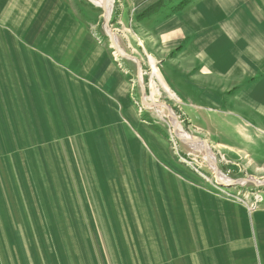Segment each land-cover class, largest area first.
Wrapping results in <instances>:
<instances>
[{"label": "rangeland", "instance_id": "rangeland-1", "mask_svg": "<svg viewBox=\"0 0 264 264\" xmlns=\"http://www.w3.org/2000/svg\"><path fill=\"white\" fill-rule=\"evenodd\" d=\"M188 1L113 0L116 51L105 12L91 0H68L76 34L65 43L59 22L67 19L39 24L34 36L40 18L22 15L23 6L7 12L10 1L0 0V264H178L177 251L196 248L191 222L200 195L250 212L264 205L256 201L264 185L236 182L263 181L261 161L219 153L164 79L162 60L175 50L167 54L153 40V26L170 2L167 14ZM91 45L101 53L88 62ZM105 59L126 85L111 97L120 121L95 74ZM86 62L91 72H82ZM160 103L183 132L206 140L212 158L177 137ZM208 161L236 183H221Z\"/></svg>", "mask_w": 264, "mask_h": 264}, {"label": "crops", "instance_id": "crops-1", "mask_svg": "<svg viewBox=\"0 0 264 264\" xmlns=\"http://www.w3.org/2000/svg\"><path fill=\"white\" fill-rule=\"evenodd\" d=\"M9 1L7 12L20 13L23 6L22 15L40 18L34 36L39 24H52L56 17L67 19L68 0ZM173 6L170 2L163 8L152 32L167 54L175 50L174 57L162 60L165 81L219 153L232 155L231 161L236 155H248L264 166V0H189L167 14ZM59 23L65 27L62 42L76 34L69 19ZM100 53L98 45H91L88 62ZM88 62L84 73L91 72ZM95 74L103 75V87L112 94L105 95L106 102L120 121L111 97L119 96L126 85L117 81L107 59ZM127 115L134 118V110ZM194 212L196 248L188 255L177 251L175 257L183 259L178 264H264V205L250 212L244 204L205 192Z\"/></svg>", "mask_w": 264, "mask_h": 264}, {"label": "bare ground", "instance_id": "bare-ground-1", "mask_svg": "<svg viewBox=\"0 0 264 264\" xmlns=\"http://www.w3.org/2000/svg\"><path fill=\"white\" fill-rule=\"evenodd\" d=\"M92 2H94L96 5L100 6L103 8L104 12H105V17L107 20L110 19L111 14H112V10H113V0H91ZM107 27V26H106ZM116 44V51H118V46H117V41H115ZM123 55V54H120ZM155 64V63H154ZM153 64V65H154ZM155 69V76L159 79V82L161 83V85L166 89V91H168V93H170L171 95H173L174 93L169 89L168 85L164 82V80L162 79V77L160 76V72L159 70L154 67ZM158 90V89H157ZM153 105H157V103H152ZM169 111V110H168ZM172 118V122H173V126L174 129L176 130L177 135L182 139L183 142H185L186 144H188L190 147H192L193 149L196 150H200L203 151L207 154V156L209 155L210 158H212V153H211V149L209 148V146L207 144H203V143H199L196 141V139L191 138L188 134H186L185 132L182 131L181 126L178 124V122H176V120ZM184 130V129H183ZM210 163V165L214 166L215 169V173L218 174L217 178L221 183H231V180L227 177H225L219 169H217L216 165L211 161H208ZM255 180V179H254ZM246 180L244 179H239L236 182H241V183H245ZM256 181V180H255ZM259 181V180H257Z\"/></svg>", "mask_w": 264, "mask_h": 264}, {"label": "water", "instance_id": "water-1", "mask_svg": "<svg viewBox=\"0 0 264 264\" xmlns=\"http://www.w3.org/2000/svg\"><path fill=\"white\" fill-rule=\"evenodd\" d=\"M105 22H106V25H107V27L109 28V30H110V38H111V40H112V44H113V46L116 44V37H115V35L113 34V32H112V30H111V28H110V25H109V20H105ZM112 36V37H111ZM114 48H116V47H114ZM124 57H127V58H133V59H136V58H134V57H132V56H129V55H123ZM137 60V59H136ZM139 66H140V63H139ZM141 67V66H140ZM141 82V84H142V87H143V91H144V94H145V86L143 85V81L141 80L140 81ZM144 103H147L146 102V100H145V97H144ZM162 106H164V107H166L168 110H169V114H170V117H173L175 120H176V122H178V120H177V118H176V116L173 114V112H172V110H171V108H170V106L169 105H167V104H165V103H160ZM177 137L180 139V140H182L178 135H177ZM196 141L197 142H199V143H203V144H207V142H206V140H203V139H198V138H196ZM215 165H216V167H217V164H216V162H213ZM217 169H218V167H217ZM244 180H246L245 181V183L246 182H250V181H252L256 186H258V187H260V186H263L264 185V180L263 181H255L254 179H252V178H249V179H244ZM236 182H233V184H231V183H228L227 185L228 186H232V185H234ZM241 183V182H240Z\"/></svg>", "mask_w": 264, "mask_h": 264}, {"label": "built area", "instance_id": "built-area-1", "mask_svg": "<svg viewBox=\"0 0 264 264\" xmlns=\"http://www.w3.org/2000/svg\"><path fill=\"white\" fill-rule=\"evenodd\" d=\"M257 201V203H262V202H264V199L263 198H261L260 200H256Z\"/></svg>", "mask_w": 264, "mask_h": 264}, {"label": "trees", "instance_id": "trees-1", "mask_svg": "<svg viewBox=\"0 0 264 264\" xmlns=\"http://www.w3.org/2000/svg\"><path fill=\"white\" fill-rule=\"evenodd\" d=\"M184 2H185V1H184ZM182 4H183V2L181 3V5H179V7L182 6ZM179 7H178V8H179ZM152 11H155V10H152ZM149 12H151V11H149ZM149 12H147L146 14H148Z\"/></svg>", "mask_w": 264, "mask_h": 264}]
</instances>
